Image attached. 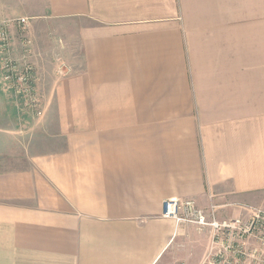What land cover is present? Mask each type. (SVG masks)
<instances>
[{
  "label": "crops",
  "instance_id": "0c3cea01",
  "mask_svg": "<svg viewBox=\"0 0 264 264\" xmlns=\"http://www.w3.org/2000/svg\"><path fill=\"white\" fill-rule=\"evenodd\" d=\"M19 17L81 58L60 47L41 118L0 63V264H201L167 199L264 209V0H0Z\"/></svg>",
  "mask_w": 264,
  "mask_h": 264
},
{
  "label": "built area",
  "instance_id": "2783aa9c",
  "mask_svg": "<svg viewBox=\"0 0 264 264\" xmlns=\"http://www.w3.org/2000/svg\"><path fill=\"white\" fill-rule=\"evenodd\" d=\"M29 23L28 17H21L0 24V63L7 88L40 118L45 109L36 67L31 61L33 40L26 32ZM16 26L23 31L18 43L20 59L14 57L10 32ZM246 210L239 217L219 219L214 211L210 214L193 199L170 198L164 203L165 217L174 219L178 225L193 224L209 231L211 244L201 264H264V209Z\"/></svg>",
  "mask_w": 264,
  "mask_h": 264
},
{
  "label": "rangeland",
  "instance_id": "374dc122",
  "mask_svg": "<svg viewBox=\"0 0 264 264\" xmlns=\"http://www.w3.org/2000/svg\"><path fill=\"white\" fill-rule=\"evenodd\" d=\"M24 15H26V13H23ZM5 18V17H2ZM21 18V17H19ZM33 20L30 19V23L29 26L26 29V32L29 31L32 39H33V47L35 44V53H33L32 57H31V61L33 62V64L36 67V72H37V76H38V81H37V85L39 88V82L41 84L42 87H44L45 89L47 88V80L49 77H51V74L56 73V74H65L67 73L69 70L68 67L70 66L68 63V60L70 61V57H66L67 55L73 58L74 55L78 56L81 58V55L79 54L80 52L78 51V48H76L74 50V45L72 40H68L65 37V33L64 31H59V29H57V27H54L52 25H47L48 27L44 26H33L30 25ZM41 25V24H39ZM15 32V43H17V45H15V52H14V57L16 59H20L21 55H20V50L18 48V43L22 34V29L20 27H15L14 28ZM62 45H68L67 46V50L64 51V54L67 55H63L61 53L62 50H60V47L62 48ZM0 59H1V54H0ZM55 71V72H54ZM64 71V72H63ZM66 71V72H65ZM42 91H40L39 88V94ZM40 96L42 97V94H40ZM43 108H44V104H43ZM41 118V117H40ZM35 121V124H37ZM34 124V125H35ZM247 211V210H246ZM240 216V215H239ZM238 217V216H237Z\"/></svg>",
  "mask_w": 264,
  "mask_h": 264
}]
</instances>
